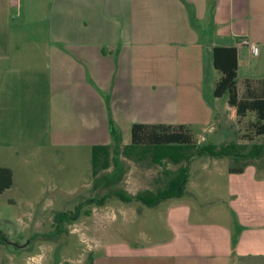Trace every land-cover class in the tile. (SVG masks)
I'll return each mask as SVG.
<instances>
[{
	"label": "crops",
	"instance_id": "1",
	"mask_svg": "<svg viewBox=\"0 0 264 264\" xmlns=\"http://www.w3.org/2000/svg\"><path fill=\"white\" fill-rule=\"evenodd\" d=\"M245 39L256 53L240 46ZM215 47L238 50L241 97L248 85L261 91L264 0H0V135L19 129L21 111L23 124L36 126L43 110L53 130L88 119L106 135L102 145L112 128L131 142L135 124L231 135L237 113L211 112L203 101ZM242 169L230 173L226 211L151 208L155 236L144 219L140 242L109 245L92 264H264V153ZM142 206L130 216L149 218Z\"/></svg>",
	"mask_w": 264,
	"mask_h": 264
},
{
	"label": "rangeland",
	"instance_id": "2",
	"mask_svg": "<svg viewBox=\"0 0 264 264\" xmlns=\"http://www.w3.org/2000/svg\"><path fill=\"white\" fill-rule=\"evenodd\" d=\"M44 30L42 26L39 28L43 37ZM208 62L202 88L204 104L211 112L228 109L230 114L237 113L235 107L226 103L225 97L215 98L213 93L221 73ZM241 84L240 81L239 88ZM24 116L23 111L15 115L20 120L15 121L19 129H15L12 136L0 135V167L13 172V186L0 194V238L6 241L5 244L0 241V264H91L96 255L104 256L109 245L122 246L133 239L140 242L142 231H146L141 226L144 219L152 224L153 236L159 232L160 225L151 222L154 218L158 220L159 217L154 216L158 210L142 206L139 200L126 202L120 198L138 193L147 195V191L158 195L168 187L174 178L171 175H176L174 171L179 166L170 160L163 161L161 166L155 165L150 155L143 156L140 151L137 154L142 160L137 154L126 156L123 151L130 145V133L126 136L117 132V138L111 134L112 145H102L106 135L90 125L88 119L77 129H67L61 120L53 130L47 126L46 110L36 118L34 127L23 124ZM223 117L222 113L219 118ZM213 121L208 123L207 130L219 128L220 120ZM256 122V114L249 113L240 124H235L231 135L204 132L203 126H188L195 145L180 148L185 151L183 160L187 164L183 196L160 200L152 208H193L214 213L229 209L231 171L257 162L258 157L253 158L252 154L264 145V137L253 136L251 123ZM26 125L29 129L23 128ZM227 144L231 145L229 149L225 147ZM96 146L110 147L108 170L95 168L105 164L103 159L95 163L93 149ZM179 147L162 152L176 157ZM235 147H238L239 157L235 152L229 153ZM141 206L151 215L149 218L130 216L129 213L134 212L132 208ZM67 213L71 221L64 225L58 237H50L58 227L55 217Z\"/></svg>",
	"mask_w": 264,
	"mask_h": 264
},
{
	"label": "trees",
	"instance_id": "3",
	"mask_svg": "<svg viewBox=\"0 0 264 264\" xmlns=\"http://www.w3.org/2000/svg\"><path fill=\"white\" fill-rule=\"evenodd\" d=\"M213 64L214 68L221 73V78L216 84L214 91L215 98H223L225 95L229 97V104L236 108L237 116L240 120L245 119L249 113L253 112L257 116V122L251 123V127L254 129L255 137H264V81H261L263 89L261 91L254 92L249 85L247 86L246 95L241 97L238 90V71H239V54L238 50L234 47H215L213 50ZM112 135L117 138V131L112 128ZM249 140L253 141V137L250 136ZM195 145V137L186 126H167V125H143L135 124L131 131V142L129 146L124 148V154L128 157L142 153L143 156L148 154L151 156V162L155 165H163L165 160H170L172 164H181L184 162L186 157L185 151L180 149L182 147H190ZM180 146L176 150L178 155L176 157L171 156V153L167 154L164 149L174 148ZM226 149L230 148L231 145L225 146ZM108 146H96L94 151L95 163L100 162V159L105 160V164L95 166V168H101L100 171H105L110 168V163H107L108 158ZM177 148V147H176ZM185 150V149H184ZM238 147H235L236 157ZM159 151V152H158ZM260 154H259V152ZM258 152V153H257ZM264 152V145L260 147V150H255L252 157H259ZM138 153V154H139ZM228 153V152H227ZM136 157L142 160L140 155ZM186 162V161H185ZM186 169V168H184ZM182 169L179 176H176L168 183V187L160 192L158 195H154L149 192L147 195H137L135 197H124L121 196V200L131 202V199L139 200L143 205L148 207H155L160 200L167 198H180L183 196V184L187 180V172ZM233 173H242L243 169L233 170ZM13 186V172L11 169L6 167H0V194L4 193ZM180 186H182L181 189ZM106 199V198H104ZM156 201V202H155ZM77 213L81 212V207H76ZM65 220V221H64ZM71 221L69 213L62 216H56L55 222L57 224L56 231L52 233L50 237H58L65 224ZM0 241L5 244V238H0ZM92 264V262H91Z\"/></svg>",
	"mask_w": 264,
	"mask_h": 264
},
{
	"label": "built area",
	"instance_id": "4",
	"mask_svg": "<svg viewBox=\"0 0 264 264\" xmlns=\"http://www.w3.org/2000/svg\"><path fill=\"white\" fill-rule=\"evenodd\" d=\"M240 46L241 47H248L251 49L252 53H256L257 52V47L255 45H253L250 41H248L247 39L242 40L240 42Z\"/></svg>",
	"mask_w": 264,
	"mask_h": 264
},
{
	"label": "flooded vegetation",
	"instance_id": "5",
	"mask_svg": "<svg viewBox=\"0 0 264 264\" xmlns=\"http://www.w3.org/2000/svg\"><path fill=\"white\" fill-rule=\"evenodd\" d=\"M24 247V246H23Z\"/></svg>",
	"mask_w": 264,
	"mask_h": 264
}]
</instances>
